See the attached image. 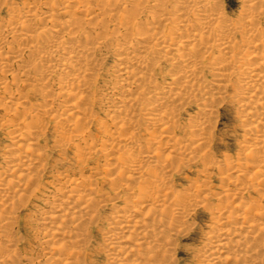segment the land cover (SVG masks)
<instances>
[{
	"label": "bare ground",
	"instance_id": "obj_1",
	"mask_svg": "<svg viewBox=\"0 0 264 264\" xmlns=\"http://www.w3.org/2000/svg\"><path fill=\"white\" fill-rule=\"evenodd\" d=\"M242 1L233 19L222 0H31L21 9L11 0H0V13L2 8L8 12V18L0 14V86L5 89L9 81L24 76V87L42 86L41 93L33 90L44 102L30 108L27 96H17L12 100L14 113L5 120L14 132L0 173V264L36 260L29 257L24 263L19 257L14 212L21 207L17 197L33 192L44 172L39 137L47 123L57 128L60 141L55 139L61 147L75 146L86 160L104 158V169L95 174L104 176L102 183L112 194L106 196L107 190L91 177L54 186L43 201L50 212L40 213L37 221L47 231L39 244L49 246L43 263L87 264L93 256L88 245L91 224L109 204L111 216L103 215L104 226H99L107 264L175 263L171 246L190 228L188 219L199 207L212 220L208 241L199 252L203 264L263 263L264 0ZM11 37L14 44L9 45ZM108 56L115 59L112 71L101 62ZM12 63L19 68L18 63L23 64L20 73L10 69ZM105 74L107 96L95 102L96 79ZM160 76L167 81L158 83ZM228 97L237 104L247 140L239 161L220 163L205 147L213 136L208 126L216 107ZM97 102L114 127L110 132V124L101 119L99 130L108 136L101 149L87 142L92 136L82 134L83 128L80 135L86 142L78 143L80 136L74 134L94 119L93 109L80 110L79 105ZM190 107L196 114L184 124L185 132L180 118ZM141 129L142 135L137 132ZM180 129L183 133L177 134ZM198 157L205 174L221 171V193H210L202 184L195 190H177L181 188L174 185L173 168L195 163ZM246 169H251L249 179ZM255 190L259 199L242 201ZM213 199L216 207L210 205ZM52 239L56 242L50 244Z\"/></svg>",
	"mask_w": 264,
	"mask_h": 264
},
{
	"label": "rangeland",
	"instance_id": "obj_2",
	"mask_svg": "<svg viewBox=\"0 0 264 264\" xmlns=\"http://www.w3.org/2000/svg\"><path fill=\"white\" fill-rule=\"evenodd\" d=\"M12 1H13V4H12ZM28 1H31V0H11V4L13 7L21 9L24 6V4H26ZM51 1H57V0H51ZM243 3L244 2L242 0H222L221 5H222L224 11L227 13V15L229 17L235 19L238 16V11L240 10V7ZM21 5H22V7H21ZM0 14L2 17L8 18V12L5 8H2ZM9 41H10L9 45L14 44L12 37L9 38ZM16 52H18V51H16ZM103 61H104L105 66L108 70L112 71L114 69L115 59L113 57L108 56L104 60H101V62H103ZM18 65H20V68H19V66L17 67L16 63H12V66L10 65L11 66L10 69L13 68L15 72L19 71V73H20L21 68H23V67H21L23 64L18 63ZM106 75L108 76V74H105L103 77H101V78L99 77L96 79L95 85H98L99 89L96 92V95L94 94V99H96L95 102L98 101V99H97L98 97L105 98V96H107L106 94H107V91L109 88L105 87V84H107V82H109V81H108V77ZM0 76H1V73H0ZM160 77L161 78L158 79V81H159L158 83L162 82V81H160L162 78H163V80L165 79L167 81L166 76H164V77L160 76ZM1 78H3V76ZM19 80H21V81L18 83ZM19 80L17 82L15 81V83L12 80L9 81L8 85L6 87H4L5 89H8L7 92L5 91V89L1 88V86H0V173L3 172V170L5 169V166H4L5 160L3 159V157H4L6 147L9 145L13 146V145H11L12 143H11V139L9 136H10L11 132L12 133L14 132L12 130L14 128L8 127L7 125L9 123L10 118H11L10 117L11 113H14V111H13L14 110L13 101H15L14 99L15 98L17 99V96H18V98L20 96H24V98H26L25 96H27L26 101L28 100L27 101L28 104L26 103V106L29 105L30 108H32V107L33 108H35V107L39 108L40 106H42L41 103L44 104L43 99L40 97V94L39 95L36 94V93H41V91L43 89V88L41 89L42 86L40 84H38V83L34 84L33 83V85L30 87H29V85L27 87H24L25 85L23 86L21 84L26 82V78L24 76H21ZM33 89H36V90L38 89L37 90L38 92L35 93ZM10 94L11 95L14 94L13 99L9 98ZM228 99H227V101L220 103L216 107V110H217L215 112L216 114H214V116H213V118L210 121V124L208 126V130L209 131L212 130L211 132H213L212 133L213 136H211V141L207 144L208 146L206 145V147H205V148H209L210 151L208 149L207 150L209 152V155L211 154L212 157H214L213 160L216 159L215 161H218L220 163L226 162L227 159L232 160L233 162H236L237 159H238L237 161H239V158L241 156H244V154H245L243 151V149H244L243 145L245 143L244 140L246 139V137H245V135H243L244 134L243 128L240 125L241 121H240L239 115H238L239 111L237 108V104H234V102L230 101L231 99L229 97H228ZM99 104L97 102V103H88V105L86 104L87 106L82 105V104L79 105V109L83 108L80 110H84V111L87 110L88 111V109H90V108L93 109L92 111H94L93 112L94 119H95V116L97 115L96 116L97 122H95V120L93 119L92 122H89L90 124L88 123V125H90L89 127L87 126V124H85L88 128H86L85 126H83V127L79 126L80 131L77 129L78 131L76 130L77 132L74 133V134L77 133V136L78 135L80 136L81 140L78 137L76 138V140H78L77 141L78 143L85 141L82 139L83 138L82 135H80L82 133L83 129L84 130H83L82 134H85V133L90 134L91 133L92 138H89L87 142H90L92 140L91 144H94L97 149H101L103 142H105L108 138L107 134L102 129L99 130L101 128L100 125L102 124V122L107 121L106 115H105L106 114V111H105L106 108L99 105ZM86 107H87V109H86ZM88 107H90V108H88ZM195 114H196V109H194L193 107L188 108L185 111V113H183V115L180 118L182 128H183L184 124H186V125L188 124L187 123L188 119L191 118L192 116L194 117ZM7 119H9V120L5 121ZM101 119H102V122H101ZM4 121L7 123H5ZM99 121H100V123H99ZM107 122H104V123H107L109 125L110 124L109 121H107ZM96 123H98V124H96ZM93 125H94V127H93ZM49 126H50V128H49ZM112 126H113L112 124H110L108 126L109 131H110V129L111 130L113 129V131H114V127H112ZM54 127H55L54 125L47 123L43 127L44 130L42 129V131H44L45 134L42 133V135L39 137L40 138L39 139L40 145H41L40 148L45 150V151L43 150L44 160H43L42 165H41L42 168L43 169L45 168V169H44V172L40 176L41 180H40V178L36 180V185L34 186L35 189H32L33 192L30 191V192H28L29 194L28 193L24 194L23 198L21 196L17 197L18 200L21 198L20 202L21 201L22 202L21 203L19 202V204H18V206H21V207H17V209H16L17 213H15L16 211L14 212L15 216L18 215L17 216L18 218L16 219L17 223H15L16 225L14 224L15 226L13 228L14 229L13 235H14V238L16 240V241L14 240V246L15 247L17 246L16 248H18V250L21 249L20 250L21 252L19 251L20 252L19 254L22 256H19V257H21V259H23L24 263L25 262L28 263L27 258L30 257V258L36 259V260H34V264H36V263L37 264H45V263H43V261H44L43 256L49 250V246H46V247L43 246L42 247L39 244L43 240L42 237L43 236L45 237V235L47 234V231H42L43 230L42 226L39 223H37V221H39L42 217V214H40V213H43V212L48 213V211L50 212L49 207H46L43 205V201L46 200L47 197H49L50 195H52L54 193L53 192L55 190L54 186L56 188L57 187L56 185H58L60 182H67V179H69V180L73 179V178H75V179L79 178L80 179L81 177H85V178L88 177V179H90V177H91V182L95 180L98 183V185L100 184L99 185L100 187L107 190V191L106 190H104V191H106L108 193L103 191L106 194V196L112 194V191L108 187H104L105 185H103V183H102L104 176H101V174L98 175L97 173L95 174V171L98 172V169H100V170L104 169V167L106 165L104 158L100 155H94L93 158L90 157V159L86 160L85 158L87 156L83 155L82 153L79 154L78 152H80V151H77L75 146H74V148H72L71 146L61 147L60 144H57L58 141H60V139H59L60 137L56 131L54 132V130L57 128L52 129ZM185 127L186 126L184 125L183 131L188 132V128L187 127L185 128ZM142 131L143 130L141 129V130H138L137 132H139V134H141ZM182 133L183 132L181 130V131H178L177 134H182ZM142 134H143V132H142ZM56 137L59 140L55 139ZM96 142H97V144H96ZM101 142H102V145H101ZM55 143H56V145H55ZM44 145H46V146H44ZM68 147H69V149L70 148L71 149L69 150ZM61 149H63V150H61ZM75 150L78 154L75 152ZM241 152H243V154ZM238 153L239 154L241 153V156H239ZM2 155H3V157H2ZM78 155H80L81 158L83 156V158H82L83 161H82V159H80V157H79V160L77 159L78 161L76 160V158H78ZM238 156H239V158H237ZM200 158L201 157H198L196 159L197 162H195V163L188 162L185 164L186 166L181 163L182 165L179 164L177 167L173 168L174 169V175L172 177V180L174 182V185L176 186V188H181V189H177V190H182L183 187H186L184 189L195 190L197 185L202 184L201 186L204 188V190L209 191L210 193H212V192L214 193V191L216 193H221L222 188H223V184H222V176L223 175L222 176L220 175L221 171H218L217 169H212V170H210V172L208 171V175H207V173L205 174L203 171L204 165L202 166L203 161H201V163H200L199 160L202 159V158L201 159ZM80 160L82 161V163ZM76 163L78 165H80V164L81 165L78 166ZM99 165H100V167H99ZM81 166L83 167L82 169H81ZM204 167H206V166H204ZM250 170L251 169H246V172H245L246 178L245 179H249L248 175L251 174V173H249ZM209 173H210V175H209ZM247 176H248V178H247ZM220 179H221V181H220ZM55 180H57V181H55ZM192 180L195 182H193ZM192 182H193V184H192ZM188 184H190V185H188ZM220 184H221L222 188H221V186L219 187ZM193 185H194V188H193ZM205 185H206V187H205ZM207 187H208V189H207ZM234 188H235V186L234 187H233V185L230 186V189L234 190ZM211 190H213V191L211 192ZM258 192H259V190H255L254 192L252 191V192L248 193V195L245 194L243 196L242 201L243 200L250 201L253 198L256 200L259 199L258 195L256 194ZM34 194H36V195L34 196ZM25 195H27V196H25ZM99 196L97 197L98 199H99ZM23 200H24L25 205L23 204ZM214 200L215 199L212 200V202H211L212 204L210 203V205L213 207H216L217 204H215V203H217V202ZM243 202H245V201H243ZM119 203L121 204V201ZM111 211H112V206H110V204H109V206L107 205L105 207H101L99 210V219L96 220V222H94V224H91L92 227L90 230L91 234H90L88 245H89L90 251L92 253L90 255L91 256L93 255V256H92V258H90V259H92V261H89L90 260L89 259L87 264H104V263L107 264L106 263L107 262L106 256H104V250L106 248L105 247L106 245H105V242L102 240V236H101V232H102L101 230L102 229L101 228H103V226H104V224H103L104 223L103 221L105 219L104 216H106V217L111 216V215H109V214H111ZM0 214H2V213H0ZM14 214H12V215H14ZM190 216H192V217H189L187 223L189 224V222H190L191 224H189V225H191V226H189L187 224V227L188 226L190 227V228L188 227L189 229L186 231L187 234L184 233L183 235L178 236L177 237L178 239L174 241V245L172 244V246H171V247H173L172 251L173 252L175 251L174 254L171 251L172 252L171 258H173L172 261L175 260V263L170 262L171 264H203L199 258V255H200L199 252H201L202 248L204 247V245L208 241V235L211 232L210 227H211L212 220L209 217L208 212L205 211L203 208H200V207H199V209L196 208L194 211H192ZM2 228L0 225V235H2L4 232V229H2ZM95 229H96V231H95ZM97 229L100 231L98 232ZM53 242H56V241L52 239L49 243L51 244ZM27 251H29V253ZM23 253H24V255H23ZM31 253H32V255H31ZM101 253H103V254H101ZM24 256H25V258H24ZM24 259H26V260H24ZM198 259L200 260V262L198 261ZM262 262H263L262 264H264V259H262ZM126 264H129V263L126 262ZM260 264H261V262H260Z\"/></svg>",
	"mask_w": 264,
	"mask_h": 264
}]
</instances>
